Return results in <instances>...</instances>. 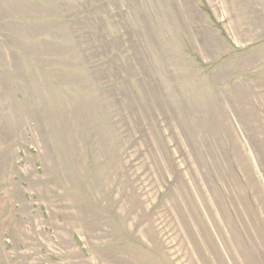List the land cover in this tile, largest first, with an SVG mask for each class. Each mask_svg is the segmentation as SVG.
Returning <instances> with one entry per match:
<instances>
[{
	"label": "rangeland",
	"instance_id": "obj_1",
	"mask_svg": "<svg viewBox=\"0 0 264 264\" xmlns=\"http://www.w3.org/2000/svg\"><path fill=\"white\" fill-rule=\"evenodd\" d=\"M0 264H264V0H0Z\"/></svg>",
	"mask_w": 264,
	"mask_h": 264
}]
</instances>
